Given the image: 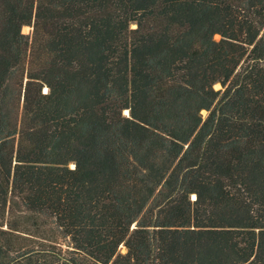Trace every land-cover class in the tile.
Returning a JSON list of instances; mask_svg holds the SVG:
<instances>
[{
  "label": "trees",
  "instance_id": "16d2710c",
  "mask_svg": "<svg viewBox=\"0 0 264 264\" xmlns=\"http://www.w3.org/2000/svg\"><path fill=\"white\" fill-rule=\"evenodd\" d=\"M0 264H264V0H0Z\"/></svg>",
  "mask_w": 264,
  "mask_h": 264
},
{
  "label": "rangeland",
  "instance_id": "374dc122",
  "mask_svg": "<svg viewBox=\"0 0 264 264\" xmlns=\"http://www.w3.org/2000/svg\"><path fill=\"white\" fill-rule=\"evenodd\" d=\"M22 30H23L24 33H28V32H30L31 27L25 25V26H23ZM214 37H215V39H218L219 36L218 35H215ZM214 87H215V89H219L220 88V85L219 84H216ZM204 113H205V111H203V114ZM119 250L121 252H125V247L124 246H119Z\"/></svg>",
  "mask_w": 264,
  "mask_h": 264
},
{
  "label": "water",
  "instance_id": "95a60500",
  "mask_svg": "<svg viewBox=\"0 0 264 264\" xmlns=\"http://www.w3.org/2000/svg\"><path fill=\"white\" fill-rule=\"evenodd\" d=\"M32 28V27H31ZM125 114H127V115H129V112H128V110H126V113Z\"/></svg>",
  "mask_w": 264,
  "mask_h": 264
},
{
  "label": "bare ground",
  "instance_id": "6f19581e",
  "mask_svg": "<svg viewBox=\"0 0 264 264\" xmlns=\"http://www.w3.org/2000/svg\"><path fill=\"white\" fill-rule=\"evenodd\" d=\"M125 113H126V111H125Z\"/></svg>",
  "mask_w": 264,
  "mask_h": 264
}]
</instances>
